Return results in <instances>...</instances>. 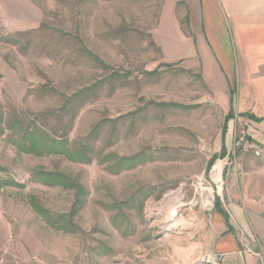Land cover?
<instances>
[{"label": "rangeland", "instance_id": "obj_1", "mask_svg": "<svg viewBox=\"0 0 264 264\" xmlns=\"http://www.w3.org/2000/svg\"><path fill=\"white\" fill-rule=\"evenodd\" d=\"M163 1L29 0L41 13L36 28H0V214L12 230L3 264H164L174 249H205L213 201L224 197L236 158L264 162L243 133L231 141L224 169L215 162L208 171L220 149V136L212 143L217 115L173 106L194 100L169 89L173 69L145 74L161 60L151 33ZM199 115L209 119L203 130ZM13 120L21 123L14 130ZM33 125L98 157L81 165L20 152L10 137ZM202 132L207 143H197ZM109 154L144 162L111 173L109 162L100 163ZM40 170L83 186L85 202L72 217L74 192L41 185L34 176ZM10 181L17 185L4 184ZM33 203L69 217L72 232L50 228ZM183 221L188 226L173 228Z\"/></svg>", "mask_w": 264, "mask_h": 264}, {"label": "crops", "instance_id": "obj_2", "mask_svg": "<svg viewBox=\"0 0 264 264\" xmlns=\"http://www.w3.org/2000/svg\"><path fill=\"white\" fill-rule=\"evenodd\" d=\"M40 21V11L29 0H0V28L6 34L24 33ZM151 37L161 54L154 70L176 71L169 89L194 99L173 106L187 112L204 107L218 117L212 143L220 136V149L212 165L218 162L224 169L220 162L228 160L231 141L243 133L264 153V0H164ZM5 67L0 57V86ZM229 113L233 116L222 137ZM207 119L202 115V125ZM202 134L197 143H207ZM242 156L227 174L224 197L213 201L219 207L213 204L209 214L206 248L174 249L167 252L164 264H199L206 254L221 256L219 264H264V162ZM217 164L208 171L214 172ZM11 242V227L0 214V264Z\"/></svg>", "mask_w": 264, "mask_h": 264}, {"label": "trees", "instance_id": "obj_3", "mask_svg": "<svg viewBox=\"0 0 264 264\" xmlns=\"http://www.w3.org/2000/svg\"><path fill=\"white\" fill-rule=\"evenodd\" d=\"M94 61L100 63L97 58H94ZM157 73V70H154L152 72H145L148 76H153ZM81 94V93H80ZM233 116L232 113H229L225 117V124L222 128V137L225 134L226 131V123L227 121ZM251 120L258 121L259 119L255 118L254 116L248 114L246 115ZM19 121H12L10 129H15L17 126H20ZM11 141L16 146V148L23 153L26 154H32V155H60L63 156L65 159H67L71 163L75 164H81V165H88L92 162L93 156L95 155L98 157V154L94 151L93 148L87 145H80L76 148H70L67 145V140L65 138H54L49 133L44 131L43 129L32 126H27L26 128H21V132L15 136L13 133L11 135ZM224 147L221 149V153L224 152ZM216 159V156H213L211 160L208 163V169L211 167L212 163ZM107 163L110 164L107 166V170L111 173H119L121 170H130L137 166L139 163H143L144 160L140 157H132V158H125V157H117L114 155H107L103 157L100 160V163ZM35 179L43 186L46 187H58L65 191H73L74 192V203H73V209L69 216H73L76 210L82 207V205L85 202V190L83 186L77 182L74 181L72 178L59 173V172H44V171H38L35 173ZM4 184L9 185H17L15 182H4ZM217 199V198H216ZM34 211L42 217V219L45 221V223L56 231H62L65 233L72 232V223L69 220V217L67 216H53L48 211L40 208L36 204H32ZM219 202L216 200L214 207L218 209Z\"/></svg>", "mask_w": 264, "mask_h": 264}, {"label": "built area", "instance_id": "obj_4", "mask_svg": "<svg viewBox=\"0 0 264 264\" xmlns=\"http://www.w3.org/2000/svg\"><path fill=\"white\" fill-rule=\"evenodd\" d=\"M242 139H243V136H240L237 142L241 141ZM260 156L264 157V155H260ZM263 244H264V239H263ZM220 259H221V256L219 255L206 254L200 258L199 264H219Z\"/></svg>", "mask_w": 264, "mask_h": 264}, {"label": "bare ground", "instance_id": "obj_5", "mask_svg": "<svg viewBox=\"0 0 264 264\" xmlns=\"http://www.w3.org/2000/svg\"><path fill=\"white\" fill-rule=\"evenodd\" d=\"M220 170L216 171L215 174H214V178L217 182H220ZM208 195V193H205L204 197H206ZM188 223L186 221H183V222H179L177 223L176 225H174V229L175 228H182L184 226H186ZM188 226V225H187Z\"/></svg>", "mask_w": 264, "mask_h": 264}]
</instances>
